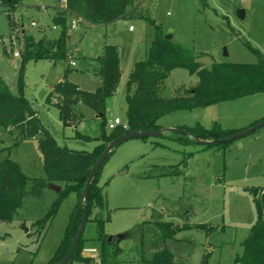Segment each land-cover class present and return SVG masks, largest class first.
Masks as SVG:
<instances>
[{"label":"rangeland","instance_id":"1","mask_svg":"<svg viewBox=\"0 0 264 264\" xmlns=\"http://www.w3.org/2000/svg\"><path fill=\"white\" fill-rule=\"evenodd\" d=\"M60 2L20 0L0 9V77L13 94L18 89L25 37L35 42L58 38L53 17ZM137 8L131 18L107 25L83 23L72 30L67 59L26 63V98L60 147L90 151L94 139L100 136L103 120L97 119L90 108L80 105L85 120L76 130L61 124L57 100L53 97L50 103L47 101L67 70L68 80L83 91L96 90L101 81L87 58L101 57L106 45L119 47L122 69L118 93L107 101L106 126L115 118L126 123V82L134 63L145 59L157 28L164 37L171 35L174 43L193 50L205 68L214 63L256 64L258 57L249 46L264 54V0H145ZM8 12L13 17V28ZM17 52L20 57H15ZM71 61L77 66H71ZM197 83V76L177 69L165 83V95L172 96L178 88H191ZM263 117L264 94H256L199 110L174 112L159 123L164 129L191 127L197 122L206 128L217 124L223 129H241ZM77 131L91 141L78 139ZM17 136V132L0 130V162L9 159L18 163L31 179L30 189L33 180L46 177L43 157L38 140L19 139L16 144ZM100 185L108 209L98 211L99 216L110 217L106 234L128 235L118 244V264H152L154 255L165 248L173 256L172 264H203L206 254L208 264H234L243 254L257 220L251 190H259L264 202V127L226 150L205 149L197 143L184 146L168 138L126 141L104 164ZM57 198V193L46 187L41 195L25 199L24 208L11 223H0V264H46L54 256L78 203L77 195L70 193L63 200L42 238L35 234L33 224L46 215ZM153 222L173 223L180 228L188 223L192 228L182 229L175 239L164 241ZM199 225L216 229L193 227ZM85 238V248L97 249L98 254L82 252L86 260L83 264H100L93 223L88 225Z\"/></svg>","mask_w":264,"mask_h":264},{"label":"trees","instance_id":"2","mask_svg":"<svg viewBox=\"0 0 264 264\" xmlns=\"http://www.w3.org/2000/svg\"><path fill=\"white\" fill-rule=\"evenodd\" d=\"M145 0H66L67 7L81 15L93 25H107L119 20L131 18L137 12V5ZM4 7L14 6L20 0H0ZM9 13V12H8ZM10 25L14 21L8 14ZM53 23L58 28V38L52 40V50L44 47L45 40L35 42L32 37H25L24 49L21 53V66L18 75L17 93L13 94L5 81L0 77V130L9 134L18 133L15 140H38L39 150L43 157V167L46 177L31 179L22 171L20 165L9 159L0 162V223H11L24 208L28 196H39L47 187L54 183L62 186V191L53 202L46 215L33 224L38 238L46 233L55 220L63 200L75 193L78 203L71 215L65 236L56 253L46 264H59L69 253L78 229L81 225L84 209H87V219L76 251L68 264L86 262L82 255L86 247L85 233L88 225H95V234L100 245V264H118L116 257L120 252L118 245L108 242L109 235L105 232V225L110 221L99 212L107 211V200L104 188L100 185L101 170L93 180L84 201L83 193L91 171L97 160L107 149L108 145L120 136L130 132L160 131V120L166 115L178 111H193L203 109L218 103L236 101L256 94H264V54L249 46L258 57L256 64L214 63L205 68L193 50L167 40L157 28L156 36L143 61L137 62L130 72L126 82L127 120L124 125L107 131L106 108L107 101L113 98L122 82L121 52L119 47L106 45L101 57L93 65L96 75L100 78V86L92 91H83L78 85L68 80L69 71L54 87L48 103L54 97L59 111V118L63 127L78 126L84 121V114L80 105L93 110L103 120L100 136L94 139L98 144L91 152L70 150L60 147L50 132L43 128L38 117V111L25 95L24 70L29 60L67 59V42L71 28L69 14L56 11ZM177 69L186 70L190 75L198 77V83L191 88H178L174 95H165V83L171 73ZM264 119L256 121L249 127L241 129H223L215 124L206 128L200 123L194 126H179L178 129L187 133L170 132L166 138L181 143L184 146L203 142L205 149L218 147L226 150L236 140L229 138L253 127ZM77 138L91 141V138L77 132ZM114 152V151H113ZM112 152V153H113ZM110 154V156L112 155ZM108 157V159L110 158ZM106 160V162L108 161ZM105 162V163H106ZM104 163V164H105ZM257 220L251 229L250 236L245 242V249L234 264H264V202L259 190H251ZM99 211V212H98ZM98 212V213H97ZM162 233L164 241L175 239L182 229L192 228L185 224L182 228L173 223L153 222ZM200 230L215 231L207 225L193 226ZM127 234H125V237ZM209 254L204 255L203 264H208ZM172 254L165 248L154 255L152 264H172Z\"/></svg>","mask_w":264,"mask_h":264},{"label":"water","instance_id":"3","mask_svg":"<svg viewBox=\"0 0 264 264\" xmlns=\"http://www.w3.org/2000/svg\"><path fill=\"white\" fill-rule=\"evenodd\" d=\"M240 16L242 18H244V12L241 11L240 12ZM172 36H166L167 40H172ZM44 47L47 50H52L54 47V44L52 42H45L44 43ZM262 127H264V120H262L261 122H259L258 124L254 125L253 127L229 138V140H237L240 139L244 136L250 135L254 132H256L257 130L261 129ZM170 132H178V133H187L184 130L181 129H166V130H160V131H145V132H130L126 135L120 136L117 139H115L113 142H111L107 149L105 150V152L102 154V156L97 160L95 166L93 167L90 177L86 183L85 189H84V193H83V198L84 201L87 200V195H88V191L89 188L93 182V180L95 179L96 175L99 173V171L101 170L102 166L104 165V163L106 162V160L108 159V157L110 156V154L118 147L120 146L122 143L132 140V139H147V138H161L163 137L166 133H170ZM190 137L194 138L192 134L187 133ZM197 144H214L215 142H203L201 140H196ZM47 188L54 191L57 194H60L62 191V187L59 185H56L54 183H49L47 184ZM86 219H87V209H84L83 215H82V220H81V225L80 228L77 231V234L75 236V239L72 243V247L69 251V253L65 256V258L59 263V264H68V262L71 260V258L73 257L76 248L78 246V243L80 241V238L83 234V230L86 224ZM125 238V234H120L117 236H112L109 237L108 242H112L115 245H118L123 239Z\"/></svg>","mask_w":264,"mask_h":264},{"label":"built area","instance_id":"4","mask_svg":"<svg viewBox=\"0 0 264 264\" xmlns=\"http://www.w3.org/2000/svg\"><path fill=\"white\" fill-rule=\"evenodd\" d=\"M1 8H4V6L0 2V9ZM57 11L66 12L67 14H69V17L72 18L71 22L69 24L70 28H71V31L72 30H76L80 26V24L87 23V21L81 15L71 11L67 7L66 0H61L60 6L57 8ZM32 25L35 26V23H33ZM53 29L56 30L57 28L54 26ZM131 30H132V28H131ZM14 55H15V57H20V54L18 52L15 53ZM71 65L75 66L76 64H75V62H72ZM120 125H124V127L126 128V125L122 122V120L120 118H115L114 121L109 122L108 128L110 130H114ZM83 254L84 255L96 256L98 254V250L97 249H92V248H84Z\"/></svg>","mask_w":264,"mask_h":264},{"label":"crops","instance_id":"5","mask_svg":"<svg viewBox=\"0 0 264 264\" xmlns=\"http://www.w3.org/2000/svg\"><path fill=\"white\" fill-rule=\"evenodd\" d=\"M138 9V8H137ZM71 17H69V24H70V22H71ZM83 24V23H82ZM86 24H88V25H90V26H95V25H93V24H90L89 22H87ZM81 25V24H80ZM78 29V28H77ZM56 30H58V28L56 29ZM132 31V30H131ZM97 58H99V57H97ZM97 58H94V57H89V58H87V60H88V62H89V65L90 66H92L93 67V65L92 64H94V61L97 59ZM73 61H71L70 62V64L72 63ZM137 63V62H136ZM136 63H134V65L136 64ZM76 64V63H75ZM72 66V65H71ZM77 65H75V66H73V67H76ZM134 67V66H133ZM94 68V67H93ZM133 69V68H132ZM132 71V70H131ZM100 84H101V82H100ZM100 86V85H99ZM80 88V87H79ZM81 89V88H80ZM82 90V89H81ZM90 92H92V91H90ZM118 93V92H117ZM96 118L97 119H100V116L99 115H97L96 114ZM262 119V118H261ZM263 119H264V117H263ZM84 120H85V116H84ZM61 122V121H60ZM62 124V123H61ZM41 125L43 126V124L41 123ZM214 126V125H213ZM212 126V127H213ZM71 127H74L76 130L78 129V126H76V125H74V126H71ZM162 127V126H161ZM244 127H247V125H245ZM244 127H242V128H244ZM43 128H45L44 126H43ZM46 129V128H45ZM171 129H178V127H175V128H171ZM240 129V128H239ZM48 130V129H47ZM162 130H166V129H164L163 127H162ZM78 132V131H77ZM255 133V132H254ZM167 134V133H166ZM253 134V133H252ZM84 136H86V135H84ZM248 136V135H247ZM245 137V136H244ZM161 138H166L165 137V135L163 136V137H161ZM243 138V137H242ZM96 139V138H95ZM169 139V138H168ZM80 140H82V139H80ZM237 140H239V139H237ZM236 140V141H237ZM79 141V140H78ZM235 141V142H236ZM80 142V141H79ZM98 143L97 142H94V144H92V150L96 147V145H97ZM159 144H157V146H158ZM68 149H70V148H68ZM70 150H73V149H70ZM92 150H90V151H87V150H84L85 152H91ZM60 186V185H59ZM62 187V186H61ZM50 190V189H49ZM50 191H52V190H50ZM54 192V191H53ZM55 193V192H54ZM58 195V194H57ZM188 215V214H187ZM184 224H187V225H189L188 223H184ZM124 234H126V233H124ZM128 237V235L124 238V239H126ZM123 239V240H124ZM122 240V241H123Z\"/></svg>","mask_w":264,"mask_h":264}]
</instances>
